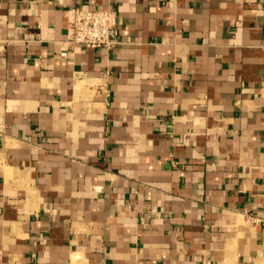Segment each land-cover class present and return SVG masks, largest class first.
Masks as SVG:
<instances>
[{"label":"crops","instance_id":"obj_1","mask_svg":"<svg viewBox=\"0 0 264 264\" xmlns=\"http://www.w3.org/2000/svg\"><path fill=\"white\" fill-rule=\"evenodd\" d=\"M263 46L264 0H0V264H264Z\"/></svg>","mask_w":264,"mask_h":264},{"label":"built area","instance_id":"obj_2","mask_svg":"<svg viewBox=\"0 0 264 264\" xmlns=\"http://www.w3.org/2000/svg\"><path fill=\"white\" fill-rule=\"evenodd\" d=\"M117 17L116 10L111 6L100 8L74 6L70 9L68 41L109 50L118 43Z\"/></svg>","mask_w":264,"mask_h":264}]
</instances>
